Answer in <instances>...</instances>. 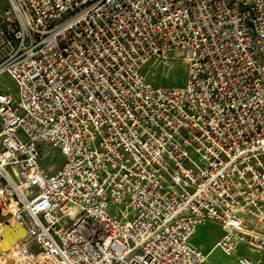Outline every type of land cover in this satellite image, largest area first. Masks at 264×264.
<instances>
[{
	"label": "built area",
	"instance_id": "built-area-1",
	"mask_svg": "<svg viewBox=\"0 0 264 264\" xmlns=\"http://www.w3.org/2000/svg\"><path fill=\"white\" fill-rule=\"evenodd\" d=\"M4 2L0 215L26 231L20 259L208 264L192 239L212 222L261 264L264 0ZM174 51L184 87L144 75Z\"/></svg>",
	"mask_w": 264,
	"mask_h": 264
},
{
	"label": "rangeland",
	"instance_id": "rangeland-1",
	"mask_svg": "<svg viewBox=\"0 0 264 264\" xmlns=\"http://www.w3.org/2000/svg\"><path fill=\"white\" fill-rule=\"evenodd\" d=\"M5 6L4 0H0V8ZM3 28L2 19L0 17V32ZM3 47L0 46V59L3 56ZM171 57H174L175 60L171 65L165 66L164 64L158 63L156 61L150 62L143 70L144 75L155 84L162 86H177L184 87L188 80V68L184 62L183 54L181 51H174L171 54ZM0 90L5 92H10L12 94L17 93V85L13 79L9 76H3L0 78ZM51 159L56 164L57 169H59L64 163V159L62 157L57 156V158L53 157V153L50 152L47 159L43 162V164L51 163ZM2 204L0 206V212L2 208ZM11 224H13L11 222ZM0 230L2 234V226L0 225ZM224 232L221 226L217 223H206L205 225L199 227L197 235L194 237L192 244L196 247H200L205 250V252H209L213 249L216 242L223 236ZM207 250V251H206ZM239 251L243 255L253 256L252 252L248 250L246 246L241 245L239 247ZM1 252V251H0ZM210 261L209 264H233L229 257L223 255L220 249L211 251L210 253ZM10 260V264H29L20 259L17 255L12 257Z\"/></svg>",
	"mask_w": 264,
	"mask_h": 264
},
{
	"label": "water",
	"instance_id": "water-1",
	"mask_svg": "<svg viewBox=\"0 0 264 264\" xmlns=\"http://www.w3.org/2000/svg\"><path fill=\"white\" fill-rule=\"evenodd\" d=\"M11 215H0V224L3 227V236H1V250L9 251L11 246L16 245L20 239L26 235L25 229L19 226H13L10 223Z\"/></svg>",
	"mask_w": 264,
	"mask_h": 264
},
{
	"label": "bare ground",
	"instance_id": "bare-ground-1",
	"mask_svg": "<svg viewBox=\"0 0 264 264\" xmlns=\"http://www.w3.org/2000/svg\"><path fill=\"white\" fill-rule=\"evenodd\" d=\"M7 208H9V207H7ZM6 214H11V210L7 211ZM10 222L13 223V220L10 219ZM0 232H1V230H0ZM1 236H3V227H2V234L0 233V237ZM20 240H19V242H20ZM19 242L16 245L11 246L10 250L7 251V252L4 251V250H1V248H0V251H1L0 252V264H10V260L9 259H12V257L16 256V250H17V255H18V246L17 245L19 244ZM209 256H208V260H210ZM18 257H19V255H18Z\"/></svg>",
	"mask_w": 264,
	"mask_h": 264
},
{
	"label": "crops",
	"instance_id": "crops-1",
	"mask_svg": "<svg viewBox=\"0 0 264 264\" xmlns=\"http://www.w3.org/2000/svg\"><path fill=\"white\" fill-rule=\"evenodd\" d=\"M222 228V227H221ZM199 229V228H198ZM223 230V229H222ZM197 232H198V230H197ZM196 235H197V233H196ZM195 235V236H196ZM194 236V237H195ZM223 236H224V234H223ZM222 236V237H223ZM221 237V238H222ZM221 238L216 242V244L221 240ZM194 239V238H193ZM193 239H192V242H193ZM216 244L214 245V247H213V249L211 250V251H215V250H218L219 248H217L216 247ZM244 246V245H243ZM196 247V246H195ZM240 247V246H239ZM196 248H198L199 250H201L204 254H206V255H210V253H211V251H209V252H205V250L204 249H202V248H200V247H196ZM249 250V249H248ZM207 251V250H206ZM221 251V250H220ZM252 252V251H251ZM221 253L223 254V255H225L222 251H221ZM252 254H254L253 256H248V255H243V254H241L240 253V251H239V248H238V253L236 254V255H234V256H227V255H225V256H227V257H229L230 258V260L233 262V264H238V262H237V257L238 256H245V257H248V258H251V259H255V258H257L258 257V254L257 253H254V252H252ZM211 256V255H210ZM209 256V257H210ZM209 261L210 260H208V264H209ZM261 264H264V253L263 254H261Z\"/></svg>",
	"mask_w": 264,
	"mask_h": 264
}]
</instances>
